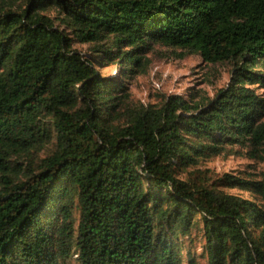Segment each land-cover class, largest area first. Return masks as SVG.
<instances>
[{"label":"trees","instance_id":"16d2710c","mask_svg":"<svg viewBox=\"0 0 264 264\" xmlns=\"http://www.w3.org/2000/svg\"><path fill=\"white\" fill-rule=\"evenodd\" d=\"M155 44L229 79L133 102ZM115 61L117 76L96 67ZM257 88L264 0H0V264H264V170L201 167L264 161Z\"/></svg>","mask_w":264,"mask_h":264},{"label":"rangeland","instance_id":"374dc122","mask_svg":"<svg viewBox=\"0 0 264 264\" xmlns=\"http://www.w3.org/2000/svg\"><path fill=\"white\" fill-rule=\"evenodd\" d=\"M42 12L54 16L58 14L57 8H49ZM73 47L83 55L92 52L91 46L85 42L74 41ZM148 64L146 70L135 74L128 80L129 95L133 102H158L169 93H180L187 97L190 95H209L223 86L230 76L228 63H211L203 60L198 54H189L182 58L172 55L170 49L155 44L146 53ZM97 69L104 75L117 76L119 63H96ZM264 94V88H257ZM201 167H208L216 174L230 172L233 174H251L258 177L264 170V161H254L242 154L216 155L204 161ZM227 191L243 197H251L250 192L237 187L226 188ZM191 252H199L200 241L196 230H192L191 238H185ZM185 256V254H184ZM205 260L200 259V264ZM184 264H188L184 260Z\"/></svg>","mask_w":264,"mask_h":264}]
</instances>
